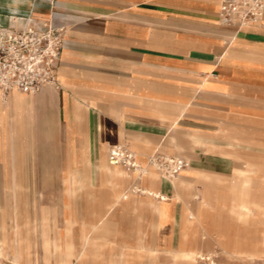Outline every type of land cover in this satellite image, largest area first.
<instances>
[{
    "label": "crops",
    "instance_id": "1",
    "mask_svg": "<svg viewBox=\"0 0 264 264\" xmlns=\"http://www.w3.org/2000/svg\"><path fill=\"white\" fill-rule=\"evenodd\" d=\"M26 2L30 3L28 8L18 5ZM220 3H0V26L18 28L32 19L48 18L67 29L58 67L60 88L44 86L35 94L14 90L5 100L0 98V208L2 192H15L17 214L19 189H29L31 177L49 175L51 169L71 182L74 202L84 191L89 207L95 208L81 232L82 248L76 250L70 233L61 244L54 245L63 248L68 257L63 264H72L71 257H80L93 239L126 248L122 252L124 260L112 264H134L129 256L135 249L155 255L158 237L153 248L146 247L145 218L153 217L154 231L159 234L170 201L183 202L181 241L177 248L164 249L172 264H184L183 255L194 247L207 250L209 238L203 241L189 215L191 189L184 199L175 200L170 182L164 180L159 185L153 178L135 177L133 170L111 166L108 154L111 146L125 144L137 153L142 164L160 151L185 157L194 168L183 174H189L197 184L207 181L206 187L219 195V187L210 174L201 171L190 149L196 144L221 145L195 137L193 112H200L201 131L195 132L201 137L216 136L214 132L223 126L225 113L233 119V127L239 126L242 115L264 126V18L237 31L221 24ZM2 18H7L5 24ZM146 182L169 198L162 200L134 188L136 183ZM214 202L212 206L198 203L197 212L201 207L212 209ZM119 210L127 216L125 224ZM74 222L67 219L68 232ZM1 223L5 236L4 219ZM15 228L14 261L22 264L27 244L18 220ZM4 241L0 238V252ZM43 243L49 248L47 238Z\"/></svg>",
    "mask_w": 264,
    "mask_h": 264
},
{
    "label": "rangeland",
    "instance_id": "2",
    "mask_svg": "<svg viewBox=\"0 0 264 264\" xmlns=\"http://www.w3.org/2000/svg\"><path fill=\"white\" fill-rule=\"evenodd\" d=\"M18 5L28 8L30 3ZM6 20L7 18H2V24H5ZM193 115L195 137L219 142L217 144L221 145L216 148L196 144L190 149L200 163L201 171L210 174L211 180L219 187V197H216L212 209L201 207L198 213L197 204L194 203L198 197L190 198L193 202L192 208L200 215L207 230L206 238H209V243L205 252L214 251V255H208L210 259L203 260L202 264H264V126L242 115L239 126L237 124L233 127V119L225 113L223 126L214 132L217 135L201 137L200 133L195 132L201 131L200 112L194 111ZM181 148H184V143ZM160 153L151 155L147 161L141 163L142 166L147 168L153 164L152 156H168L166 152ZM170 155L174 157L175 154ZM156 161L158 162L157 158ZM187 164L177 176L193 167L188 161ZM50 171L49 175L31 177L32 186L30 185L29 189H19L21 198L17 214L16 210L14 211L15 192H2L0 224L4 219L6 231L4 236L0 230V238L5 239L1 243L0 264H17L14 261L17 220L22 227L24 243L27 244L22 264H63V260L68 257L63 248H55L54 245L61 244L69 233L76 243V250L80 249L81 232L88 225L90 212L94 213L95 208L89 207L88 196L84 191L77 195L74 202L73 193L70 191L71 182L65 180L66 177L57 175L56 169ZM197 189H202L201 183L197 184ZM182 205L183 202H168V215L162 219L159 234L154 231L151 222L153 217L146 215L144 243L147 248H153L154 238L157 236L155 242L159 244V249L155 255L135 249L129 256L134 264L173 263L164 249L167 246L177 248L181 241ZM119 211L122 223L125 224L127 216L122 210ZM67 219L75 220L69 232ZM194 226L197 230L196 222ZM46 238L50 243L49 248L44 247ZM123 250L111 246L110 243H104L101 239H93L86 251L78 258L71 257V261L72 264H112L115 261L121 263L124 260Z\"/></svg>",
    "mask_w": 264,
    "mask_h": 264
},
{
    "label": "built area",
    "instance_id": "3",
    "mask_svg": "<svg viewBox=\"0 0 264 264\" xmlns=\"http://www.w3.org/2000/svg\"><path fill=\"white\" fill-rule=\"evenodd\" d=\"M222 25L239 31L248 24H259L264 18V0H221ZM67 29L52 19H32L22 27L0 26V97L11 91L35 94L42 87L60 88L58 67L66 41ZM165 173L178 174L188 164L185 158L156 157ZM112 165L136 168L130 148L113 145L109 150Z\"/></svg>",
    "mask_w": 264,
    "mask_h": 264
},
{
    "label": "bare ground",
    "instance_id": "4",
    "mask_svg": "<svg viewBox=\"0 0 264 264\" xmlns=\"http://www.w3.org/2000/svg\"><path fill=\"white\" fill-rule=\"evenodd\" d=\"M1 98V97H0ZM3 100H5L4 98H2ZM118 145V144H117ZM120 145V144H119ZM123 145V144H121ZM135 155V163L137 165L136 168H130L121 164H118L116 166L121 167L124 170L127 171H135L137 174L135 175V177H142L143 179L145 178H153L155 179V181L157 183L162 184V182L164 180L170 182L173 187H174V195L173 198L175 200H179L184 199V195L185 193L188 194V191L191 189L193 191V197L197 196L198 200L194 201L195 203H200L202 202L205 206H212V202L217 199L216 197H219L216 193H214L212 190L209 189V187H206L208 185H206L208 182L207 181H203L202 182V189H197V183L193 182L190 180V176L189 174H183L180 173L178 176L175 175H169L167 173L164 172L163 168L161 167V165L156 161V156H152L151 157V162H153V164L149 165L147 168H144L142 166V164L137 160V153L133 152ZM179 158L178 156H174ZM167 159H172V156H167ZM187 161L190 163V160L187 159ZM109 164L112 166V164L109 162ZM115 166V165H113ZM161 168V170H158ZM112 170V168H111ZM116 171V170H115ZM112 173V172H111ZM258 174V173H257ZM260 174V173H259ZM198 177V176H197ZM200 177V176H199ZM119 178V177H118ZM139 179V178H138ZM120 180V179H119ZM256 180V179H255ZM254 180V181H255ZM201 182V181H200ZM224 182V181H223ZM141 183V182H140ZM253 184V183H252ZM260 184V183H259ZM135 188L140 191L141 193L144 194H148V195H154V197L160 198L162 200L168 199L169 196L164 193L161 190H154L152 189L151 183H145V184H139L136 183ZM255 187V186H254ZM211 188V187H210ZM225 190V189H224ZM227 190V189H226ZM258 190V189H257ZM260 190V189H259ZM197 192H200L197 193ZM253 192V191H252ZM253 194V193H252ZM147 196V195H146ZM254 198V197H253ZM152 199V198H151ZM154 199V198H153ZM256 200V199H255ZM258 201V200H257ZM161 202V201H160ZM221 202V201H220ZM193 203V202H192ZM252 203V202H251ZM216 204V203H215ZM253 204V203H252ZM193 205V204H192ZM254 207V206H253ZM257 210V209H256ZM189 211V215L192 218V222L193 224H197V228L199 229L201 235H202V239L203 241H205L206 238V228L204 227V224L202 223V221L200 220V217L198 215L197 212L194 211V209L192 207L188 208ZM235 212V211H234ZM233 212V213H234ZM235 217V216H234ZM237 218V217H236ZM254 218V217H253ZM255 219V218H254ZM257 224V223H256ZM190 225V223H189ZM192 226V224H191ZM231 228V227H230ZM220 229V228H219ZM232 229V228H231ZM191 232V231H190ZM191 234V233H189ZM192 237V236H191ZM211 238V237H210ZM197 240V239H196ZM73 242V241H72ZM71 242V243H72ZM64 243V242H63ZM194 243V242H193ZM209 243V242H208ZM203 244V243H202ZM65 245V244H64ZM188 246V245H187ZM65 248V246H64ZM76 248V247H75ZM82 248V247H81ZM184 249V247H183ZM75 251V250H74ZM207 251L206 249H199L198 247H194V249H192V251L189 252V250L187 251L186 255H183V259H184V264H202L203 260L206 259H210L208 258V255H212L214 251H208L207 253L205 252ZM71 254V253H70ZM240 254V253H239ZM214 255V254H213ZM216 255V254H215ZM20 263V262H19ZM117 264V263H116Z\"/></svg>",
    "mask_w": 264,
    "mask_h": 264
}]
</instances>
